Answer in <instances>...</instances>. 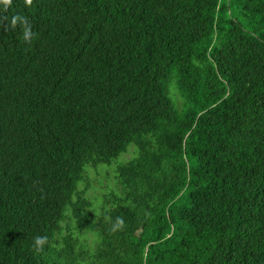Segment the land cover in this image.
I'll return each instance as SVG.
<instances>
[{
  "label": "trees",
  "instance_id": "1",
  "mask_svg": "<svg viewBox=\"0 0 264 264\" xmlns=\"http://www.w3.org/2000/svg\"><path fill=\"white\" fill-rule=\"evenodd\" d=\"M0 264H264V0H0Z\"/></svg>",
  "mask_w": 264,
  "mask_h": 264
},
{
  "label": "rangeland",
  "instance_id": "2",
  "mask_svg": "<svg viewBox=\"0 0 264 264\" xmlns=\"http://www.w3.org/2000/svg\"><path fill=\"white\" fill-rule=\"evenodd\" d=\"M173 99L175 97L171 95ZM128 153L120 158V162H128L134 158V148L133 145L130 146ZM115 163V162H114ZM89 180L87 185L89 189L87 192V197L93 202L94 208L99 209L103 202L105 201L104 196L109 197L111 193L120 195V188L117 184L116 179V165L107 167L105 165L99 166L97 169H88ZM85 183L79 185V189L83 190L85 188ZM85 238L89 244L94 240L92 235H86L85 237H80V239Z\"/></svg>",
  "mask_w": 264,
  "mask_h": 264
},
{
  "label": "clouds",
  "instance_id": "3",
  "mask_svg": "<svg viewBox=\"0 0 264 264\" xmlns=\"http://www.w3.org/2000/svg\"><path fill=\"white\" fill-rule=\"evenodd\" d=\"M5 3H10V0H5ZM21 22V23H24L23 21V18L22 17H18V16H14L11 20V24L13 27H15L17 25V23ZM32 31H31V28L30 27H25L24 29V34H23V39L27 42V41H30L31 40V37H32ZM35 247L36 249L39 251V250H42V246L46 243V238L45 237H39L37 236L35 238Z\"/></svg>",
  "mask_w": 264,
  "mask_h": 264
}]
</instances>
